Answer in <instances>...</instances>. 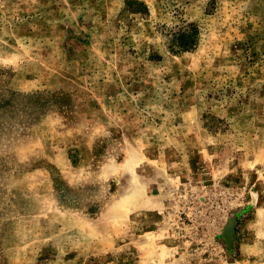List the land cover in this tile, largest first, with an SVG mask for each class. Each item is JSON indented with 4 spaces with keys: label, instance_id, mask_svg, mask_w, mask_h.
<instances>
[{
    "label": "rangeland",
    "instance_id": "1",
    "mask_svg": "<svg viewBox=\"0 0 264 264\" xmlns=\"http://www.w3.org/2000/svg\"><path fill=\"white\" fill-rule=\"evenodd\" d=\"M0 264H264V0H0Z\"/></svg>",
    "mask_w": 264,
    "mask_h": 264
},
{
    "label": "trees",
    "instance_id": "2",
    "mask_svg": "<svg viewBox=\"0 0 264 264\" xmlns=\"http://www.w3.org/2000/svg\"><path fill=\"white\" fill-rule=\"evenodd\" d=\"M171 36L173 37V39H176L177 36L178 37L185 36L183 40H180L177 43H174L173 46H171L173 50H179V49L186 48L188 46H191L190 44H193L194 42L193 41L195 37L194 27L192 26L191 23H187L186 25L180 27L177 31H173L171 33Z\"/></svg>",
    "mask_w": 264,
    "mask_h": 264
},
{
    "label": "water",
    "instance_id": "3",
    "mask_svg": "<svg viewBox=\"0 0 264 264\" xmlns=\"http://www.w3.org/2000/svg\"><path fill=\"white\" fill-rule=\"evenodd\" d=\"M232 232H233V222L231 219H229L224 227V235L226 236L228 241L231 240Z\"/></svg>",
    "mask_w": 264,
    "mask_h": 264
}]
</instances>
